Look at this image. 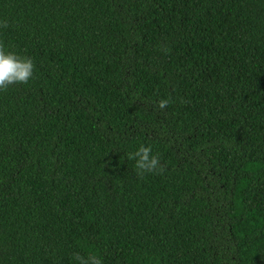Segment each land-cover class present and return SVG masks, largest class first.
Wrapping results in <instances>:
<instances>
[{
  "label": "trees",
  "instance_id": "trees-1",
  "mask_svg": "<svg viewBox=\"0 0 264 264\" xmlns=\"http://www.w3.org/2000/svg\"><path fill=\"white\" fill-rule=\"evenodd\" d=\"M0 48L34 64L0 91V264H264V0H0Z\"/></svg>",
  "mask_w": 264,
  "mask_h": 264
},
{
  "label": "clouds",
  "instance_id": "clouds-1",
  "mask_svg": "<svg viewBox=\"0 0 264 264\" xmlns=\"http://www.w3.org/2000/svg\"><path fill=\"white\" fill-rule=\"evenodd\" d=\"M34 64L30 58L20 57L17 54L0 48V91L13 84H25L33 77ZM169 101L161 99L159 107L164 108ZM128 160L134 161L138 175L159 172L162 166L158 156L152 154L151 144H140L135 151L126 154ZM71 264H102L100 256L92 251L86 255L73 252Z\"/></svg>",
  "mask_w": 264,
  "mask_h": 264
}]
</instances>
